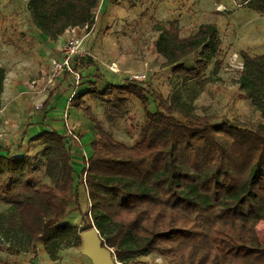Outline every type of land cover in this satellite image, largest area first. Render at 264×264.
I'll use <instances>...</instances> for the list:
<instances>
[{"label": "trees", "instance_id": "1", "mask_svg": "<svg viewBox=\"0 0 264 264\" xmlns=\"http://www.w3.org/2000/svg\"><path fill=\"white\" fill-rule=\"evenodd\" d=\"M98 2L29 0L28 9L34 25L56 41L72 27L92 25ZM250 2L264 9V0ZM156 46L182 85L203 88L221 39L213 23L187 36L171 23ZM197 51L194 66L181 61ZM242 59L237 82L264 114V54L243 52ZM85 82L88 87L72 97V112L87 115L98 132L81 169L87 171L91 207L82 217L89 221L91 215L117 260L158 264L145 258L157 253L174 264H264V245L255 229L264 219V125L248 128L182 112L178 97L165 98L135 78L102 90L96 80ZM87 97L102 101L109 119L123 115L137 99L146 117L138 141L127 145L105 130L85 105ZM178 112L184 121L175 116ZM31 140L44 143L38 155L32 157L22 145L0 154V203L9 206L0 213V228L41 242L55 259L61 245L82 246L78 227L68 221L73 211H82L75 186L80 173L66 129L43 131ZM42 173L50 182L35 180ZM0 264L15 263L0 257Z\"/></svg>", "mask_w": 264, "mask_h": 264}, {"label": "rangeland", "instance_id": "2", "mask_svg": "<svg viewBox=\"0 0 264 264\" xmlns=\"http://www.w3.org/2000/svg\"><path fill=\"white\" fill-rule=\"evenodd\" d=\"M250 1L99 0L92 25L84 31H78V37H83L91 56L75 60V71L81 73V85L75 87L73 83L72 89L68 91L75 95L85 90L88 84L82 83L86 78L96 80L101 90L108 83H121L127 78H135L165 98L171 100L174 96L178 97V107L182 112L210 116L215 121L228 119L248 128L264 125V114L257 109L247 92L237 82L243 67L242 53L264 54V9L252 6ZM28 2L29 0H0V77L4 78L0 91V108L2 97H5L4 80H21L22 83L32 81L41 76V67H47L49 59L57 54V44L51 46L48 41L50 38L34 25ZM171 23H177L182 36L196 32L202 24L213 23L218 27L221 49L215 58L216 65L213 60L208 67L206 76L210 80L203 88H198L193 82L182 85L185 82L173 74V66L165 63L166 59L157 49V39L163 29L170 28ZM70 34V31L65 32V41ZM60 45L58 51L62 55V41ZM198 56L197 51L181 61L189 67L194 66ZM81 61L84 62L83 65ZM90 61H93L94 65L88 67L86 64ZM59 78H55L56 81ZM67 78L69 79V75ZM56 84L48 83L45 87L36 85L38 87L33 88L37 98L35 105L31 107L33 115H30V118L39 113L46 118L43 114L47 113L45 109L55 98L54 93L62 90V82H58L59 87ZM44 97H47L46 104L43 103ZM37 105L40 107L37 108ZM85 105L90 107L93 116L116 139L127 145L138 141L139 127L146 117L137 99L132 98L123 115H113L110 119L102 101L87 97ZM151 109L155 110L154 103ZM175 116L179 120H185L181 112ZM70 119L73 124L69 125L76 129L78 138L82 137L85 127L80 130L78 126L85 123L91 125L94 139L97 137L98 131L94 123L83 112L77 118ZM28 121L31 119L28 118ZM2 123L6 125L7 122L3 120ZM5 129L7 128L4 127ZM86 129L88 130V127ZM15 145H19V141H15L13 146ZM21 145L23 151L32 157L44 149V143L31 139ZM85 155L90 156L86 153ZM35 180L50 182L45 173L35 176ZM81 183L78 174L75 186L79 192L82 211H73L68 217V221L77 226L79 232L94 224L91 215L88 216L89 221L82 217L91 207L86 188ZM8 207L0 203V213L6 212ZM255 229L260 243L264 245V219L256 224ZM0 257L15 264H21V261L32 264V260L38 264H93V260L83 252L82 246L61 245L55 251V259H52L41 242L29 241V238L19 231L7 233L2 228ZM145 258L158 264H174L157 253Z\"/></svg>", "mask_w": 264, "mask_h": 264}, {"label": "crops", "instance_id": "3", "mask_svg": "<svg viewBox=\"0 0 264 264\" xmlns=\"http://www.w3.org/2000/svg\"><path fill=\"white\" fill-rule=\"evenodd\" d=\"M60 39L56 41L48 39L51 46H55L57 44L55 46L56 50L54 49L57 54L49 59L47 67H41V76H46L50 71L51 61L53 58H61V53H59L58 50L60 49L59 45L61 41L63 44L65 42V33L60 37ZM67 75H69V79L67 78ZM59 81L62 82L64 87L61 86L62 90L54 93L55 98L47 106L48 108L45 109L47 113H42L46 116V118H44L40 113L35 117L30 118V115H33V112H31V107L35 105V100L37 98L36 92L30 84V81H25L24 83H22L21 80H12L11 82L8 80H4L5 97H2L3 103L2 108H0V154L6 153L7 148H11L14 152V150L17 149V147H19L21 143L25 144L28 139H32L43 131H48L51 129L63 131L66 129L67 125L70 127L69 124H73L70 118H77L78 115H82V112L81 114L72 112L73 108H71L69 102V98L74 94L73 92L70 93L68 91L73 87L72 84L74 83V76L72 74L66 73L64 75H61L60 78L55 81V84H58ZM42 84L39 83L40 87L42 86ZM59 84L57 85L58 87ZM9 92L11 93L10 95ZM44 98L45 99L43 103L46 104L47 97ZM28 118L31 119V121H28ZM3 120L9 124L6 123V125H4V123H2ZM13 124L15 126H12ZM83 126H85L86 128L88 127V130L84 127V131L82 132V137L80 138V140H72V146L74 150L72 163L77 172L83 168V157L85 153L90 155L92 154L91 143L94 140L93 130H90V128H92L90 127L91 125L85 123L82 126H78V128L81 130ZM4 127L7 128L5 129L7 131L4 130ZM3 130L4 132H2ZM15 141H19V145L13 146L15 144ZM32 261L34 264H38L37 262H35V260ZM21 264H28V262L23 263L21 261Z\"/></svg>", "mask_w": 264, "mask_h": 264}, {"label": "built area", "instance_id": "4", "mask_svg": "<svg viewBox=\"0 0 264 264\" xmlns=\"http://www.w3.org/2000/svg\"><path fill=\"white\" fill-rule=\"evenodd\" d=\"M88 28V25H85L83 27L75 26L68 29L67 31H70L71 34L69 35V38L66 39L64 42V45L61 48V58H53L51 61V68L50 71L47 73V75H42L36 79H33L30 81V84L33 88L37 87L36 85H39V83H43L42 87H45L48 83H54L56 81L55 78L60 77L61 75H64L66 73H71L74 76V85L75 87L80 85L81 82V73L75 71V60L78 58H82L85 56H91L89 50L86 48L84 44L83 37H78V31H84ZM140 78V77H136ZM73 95L69 98V102L72 101ZM40 105H37V108H39ZM66 131L70 137H73L75 140H78V133L76 130H74L72 127H69L67 125ZM73 140V139H72ZM86 156V155H85ZM84 156V166L87 167V160L88 157ZM86 169V168H85ZM82 171V170H81ZM79 176L81 177V184H83L86 188L87 197L89 198L88 193V181H87V171L84 170V172H81ZM89 200V199H88ZM121 264V263H120Z\"/></svg>", "mask_w": 264, "mask_h": 264}, {"label": "water", "instance_id": "5", "mask_svg": "<svg viewBox=\"0 0 264 264\" xmlns=\"http://www.w3.org/2000/svg\"><path fill=\"white\" fill-rule=\"evenodd\" d=\"M83 252L93 260V264H120L112 248L104 243V239L94 224L80 232Z\"/></svg>", "mask_w": 264, "mask_h": 264}]
</instances>
